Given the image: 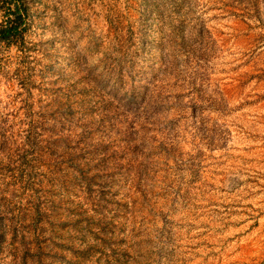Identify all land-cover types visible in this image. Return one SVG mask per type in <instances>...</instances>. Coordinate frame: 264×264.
Listing matches in <instances>:
<instances>
[{
	"label": "rangeland",
	"instance_id": "obj_1",
	"mask_svg": "<svg viewBox=\"0 0 264 264\" xmlns=\"http://www.w3.org/2000/svg\"><path fill=\"white\" fill-rule=\"evenodd\" d=\"M8 18L0 264H264V0Z\"/></svg>",
	"mask_w": 264,
	"mask_h": 264
},
{
	"label": "trees",
	"instance_id": "obj_2",
	"mask_svg": "<svg viewBox=\"0 0 264 264\" xmlns=\"http://www.w3.org/2000/svg\"><path fill=\"white\" fill-rule=\"evenodd\" d=\"M13 7H15V8H13V9L10 8L11 13H13L14 15H16L17 16V19L18 18H21V10H20L19 4L16 2ZM9 15H11V14H9ZM8 19H9L8 20V23L9 24L7 23L6 26H3L2 29H1V31H0V33H1V37L5 41L10 42L11 41L10 40L11 37L15 36V34L17 33L18 27H17V25L12 24L14 20H11L10 18H8Z\"/></svg>",
	"mask_w": 264,
	"mask_h": 264
}]
</instances>
